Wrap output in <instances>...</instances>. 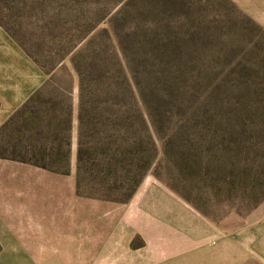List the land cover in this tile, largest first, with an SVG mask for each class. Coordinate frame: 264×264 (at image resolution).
<instances>
[{"label": "rangeland", "instance_id": "rangeland-1", "mask_svg": "<svg viewBox=\"0 0 264 264\" xmlns=\"http://www.w3.org/2000/svg\"><path fill=\"white\" fill-rule=\"evenodd\" d=\"M0 18L34 59L62 70L0 131V155L51 143L34 124L52 99L68 115L73 96L58 87L79 95L76 67L96 94L105 71L126 75L149 118L152 163L118 202L148 196L156 213L170 204L199 246L190 264H264V0H0ZM139 128L126 129L134 147Z\"/></svg>", "mask_w": 264, "mask_h": 264}, {"label": "crops", "instance_id": "crops-1", "mask_svg": "<svg viewBox=\"0 0 264 264\" xmlns=\"http://www.w3.org/2000/svg\"><path fill=\"white\" fill-rule=\"evenodd\" d=\"M46 79L0 25V129ZM154 202L84 196L76 168L61 173L0 155V264H190L199 246L174 225L170 204L156 213Z\"/></svg>", "mask_w": 264, "mask_h": 264}, {"label": "trees", "instance_id": "trees-1", "mask_svg": "<svg viewBox=\"0 0 264 264\" xmlns=\"http://www.w3.org/2000/svg\"><path fill=\"white\" fill-rule=\"evenodd\" d=\"M0 25H3L22 47L24 46L1 18ZM26 51L34 58L28 49ZM34 60L46 72L48 76L46 81L54 74L62 72L61 69L57 70L58 64L48 69L45 64L37 59ZM76 70L79 74L77 191L84 196L122 201L124 196L127 199L133 194L152 163L150 157L152 134L149 118L143 107L142 99L134 92L132 82L126 75L116 76L105 71L104 76L109 82L108 84L105 82L104 89L96 94L85 82V80L90 82L92 79H88L79 67H76ZM112 77L114 78L110 80ZM46 81L42 88L34 93L14 115H19L22 109L28 106L29 100L40 94V91L45 88ZM125 84L133 90L130 101H135L136 106L125 98ZM120 87L123 94L119 91ZM60 90H64L71 96L73 86L58 87V91ZM52 100L48 109L52 113L34 124L37 135L48 132L46 138L53 137L49 140L51 143L34 146L41 150L36 149L31 156L13 157L12 159L32 163L56 172L70 173L73 100L71 98L67 103L68 115L66 117L57 113L60 107H57L59 102ZM9 121L10 119L0 131L7 126ZM134 125L140 127L139 147L136 144L135 147L131 145L129 133L126 132L127 128ZM137 138L135 135V141ZM134 169H136L135 180L130 183V174ZM120 194L125 195L120 196Z\"/></svg>", "mask_w": 264, "mask_h": 264}]
</instances>
